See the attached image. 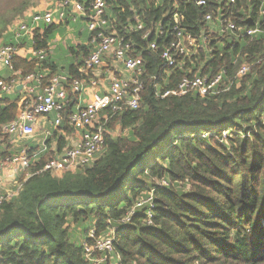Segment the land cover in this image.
<instances>
[{
	"label": "trees",
	"instance_id": "obj_1",
	"mask_svg": "<svg viewBox=\"0 0 264 264\" xmlns=\"http://www.w3.org/2000/svg\"><path fill=\"white\" fill-rule=\"evenodd\" d=\"M176 13L186 33L207 35L211 51L200 48L182 66L165 68L161 51L172 36L144 34L158 23L166 31ZM207 13L213 20L229 18L237 29L229 31L220 21L213 28ZM105 17L107 33L124 35L135 44L128 55L143 57L139 105L107 113L103 147L91 165L56 174L42 169L67 147L63 133L74 129L69 111L79 94L68 91L64 119L52 130L57 149L48 147L33 158L31 177L19 179V194L0 206V264H89L82 242L71 238L72 224L83 226L85 239L93 227L97 234L115 230L107 264H264V59L258 62L264 58V0H208L206 6L187 0H106ZM79 22L69 17L59 24L40 23L31 45L14 35L4 44L47 51L59 26ZM139 22L142 30H130ZM251 27L261 32L247 35ZM86 36L84 44L71 47L79 60L69 64L70 81L82 77L79 70L92 52V33ZM154 40L157 50L150 47ZM244 62L251 70L236 80ZM13 64L21 79L46 71L44 85L58 75L55 62L22 51ZM223 70V90L217 94H156L157 85L174 88L185 76ZM25 105L23 90L8 94L0 88V162L15 151L3 125L17 119ZM161 179L169 186H158ZM151 190L153 224H146L144 209L123 223Z\"/></svg>",
	"mask_w": 264,
	"mask_h": 264
},
{
	"label": "built area",
	"instance_id": "obj_2",
	"mask_svg": "<svg viewBox=\"0 0 264 264\" xmlns=\"http://www.w3.org/2000/svg\"><path fill=\"white\" fill-rule=\"evenodd\" d=\"M197 5L206 6L208 0H187ZM235 3L236 0H228ZM50 10L34 11L25 17L23 21L13 33L16 41L27 36L31 37L35 25L59 24L62 20L69 17L76 21L79 17L85 18L89 31L92 33L93 49L89 57L85 59V64L80 68L79 72L82 77L75 78L70 81L68 75L58 74L54 76L48 84H43L46 71L39 73H30L24 79L19 75L21 71L14 70V58L18 51L30 53L40 58L46 57L45 49L33 50L29 47L18 48L12 44L0 45V71L9 70L10 75L7 78H0V88L8 94L14 93L17 89L23 90L26 97V105L14 121L3 125V133L9 136H19L30 138L35 135L34 123L41 116L54 114L53 125L57 128L61 125L66 108V100L68 91L79 94L80 100L84 91L89 86L95 87L90 101L85 106H78L75 111L69 113V123L76 130L82 131V138L75 144L68 146L66 150L57 158L50 159L42 170H50L56 174H62L64 171H75L80 166L91 165L98 152L101 151L104 143L103 133L108 116L116 111L122 110L128 106L137 108L140 101V93L144 87L143 81L139 75L144 72V60L141 55H128L134 47V42L128 41L124 35H120L117 31L107 33L110 22L105 17L106 0H62L60 4L57 2ZM206 20L212 23L213 15L207 13ZM229 31L237 29L236 24L227 17L214 20ZM181 19L176 13L174 22L165 31L163 25L158 23L155 29H149L144 34V38H148L153 31L157 35L163 36L169 33L172 39L168 45H165L161 51V58L165 68H175L186 63L187 58H192L200 48L210 50L207 45V35L195 37L191 32H185L181 27ZM144 27L142 22L133 26L130 30H142ZM129 29V28H128ZM261 32L259 27L248 28L245 33L250 36H256ZM94 33V35H93ZM131 34V31H130ZM164 45V44H163ZM153 50L159 49L160 45L157 40L150 43ZM264 58L258 60L263 61ZM117 67L122 66L130 77L119 76L116 72H112L109 76V83L103 85V89L96 90L99 86V80L95 78L96 70L104 65ZM252 64L244 62L237 70L235 79L240 80L251 70ZM227 71L223 70L216 75L196 74L194 76H185L174 88H162L157 85L156 94L160 97L167 96H183L191 92H197L201 96L209 94H217L223 89L220 88L223 77ZM156 77V76H155ZM233 84L230 82L229 87ZM227 133V132H226ZM225 133V135H226ZM48 147L43 146L40 152L30 153L23 150L17 154L10 155L0 162V186L5 178V171L8 166H14L24 171L32 166L33 158H37L40 153L47 151ZM31 172H27L25 180L31 177ZM158 186H169L166 179L156 182ZM23 182H19L16 188L0 191V206L11 201L16 197ZM154 191H149L145 197H142L131 209L130 213L122 219L123 223L130 221L131 215L137 209H144L147 217L146 224H153L154 214ZM116 233L111 229L104 234H97L95 227L91 228L88 237L82 241L84 255L89 264H107V255L114 251V243Z\"/></svg>",
	"mask_w": 264,
	"mask_h": 264
},
{
	"label": "rangeland",
	"instance_id": "obj_3",
	"mask_svg": "<svg viewBox=\"0 0 264 264\" xmlns=\"http://www.w3.org/2000/svg\"><path fill=\"white\" fill-rule=\"evenodd\" d=\"M54 2L56 0H0V45H3L6 37H12L13 33L17 30L18 26L25 21V17L31 12L34 11H45V10H54ZM69 25V24H68ZM211 25L213 28H218V24L216 21H212ZM82 31L84 32V36H79L78 33ZM90 31L88 29V25L84 21H80L79 23H71L69 26H59L53 36L50 39V45L48 50L46 51V59H49L55 62L58 66V74H66L69 73V64L73 62H77L78 60L74 56L72 52V46H76L78 43L84 44L87 40L86 34ZM26 42H29L31 45L30 36L25 37ZM29 45V44H27ZM26 48V47H25ZM105 68L99 69L100 71ZM4 76L7 77L10 74L9 70H4ZM97 73V72H96ZM128 74L124 72L123 74ZM126 76V75H124ZM130 77V73L126 76ZM52 131V126L51 129ZM36 136L38 138H43V135L36 130ZM119 131H113L116 135ZM11 139V137L9 138ZM22 144V147L27 145L28 143L35 144L32 139L24 140L19 142ZM15 150H19L20 148L15 147ZM156 151H152L149 155L150 161L153 162V156H151ZM148 184H152L153 181H147ZM146 194L143 196L145 197ZM90 227V223H86V228ZM69 233L71 235L72 240L79 244L84 240V230L83 226L80 224H72L70 226Z\"/></svg>",
	"mask_w": 264,
	"mask_h": 264
},
{
	"label": "crops",
	"instance_id": "obj_4",
	"mask_svg": "<svg viewBox=\"0 0 264 264\" xmlns=\"http://www.w3.org/2000/svg\"><path fill=\"white\" fill-rule=\"evenodd\" d=\"M55 3V2H54ZM78 21H84L86 22V20H81V17L78 18ZM106 67L103 71L99 70ZM96 70L97 73H95V78L98 79L99 81V86L96 88V90H100L103 89V85H107L109 83V76L112 74V72H116V73H120L121 76L124 75H128L129 72H127L122 66L118 65L116 68L110 65H104L103 67L99 68ZM124 72H127L128 74H123ZM4 71H0V76H4ZM63 75H67L63 74ZM118 75V74H117ZM125 77V76H124ZM21 90V88H20ZM95 91V87L89 86V88H87L83 95H82V99L80 100L79 95H77L78 100L77 102H75V104L72 106V110L69 111V113L71 111H75L78 106H85L91 99L92 97V93ZM54 122V114L50 113L47 116H41L38 118V120L34 123V127H35V135L33 137L30 138H23V137H19V136H10L11 139V143L14 145V148H20L19 150H15L13 154H17L23 150H28L30 152H40L41 148L43 146L46 147H50L51 150H56L57 149V138H53L52 137V131L51 126H52V130L55 128L53 125ZM36 130L39 131L42 135L43 138H38L36 136ZM82 131L76 130L75 128L72 130L71 133L66 134L65 132L63 133V135H65L66 137V141L68 142L67 147L71 146L73 144H75L76 142H78L79 140H81L82 138ZM32 139L33 142H36L35 144L33 143H28L27 145H25L24 147H22V144L19 143L21 141L24 140H29ZM50 139V142H49ZM66 147V148H67ZM66 148H64L63 152L66 150ZM62 152V153H63ZM61 153V154H62ZM60 154V155H61ZM59 155V157H60ZM27 175V172L24 171L23 169H19L17 167L14 166H8L6 168L5 171V178L3 180V185L0 186V191L4 192L7 189L10 188H16L17 185L19 184L21 178H23V176L25 177Z\"/></svg>",
	"mask_w": 264,
	"mask_h": 264
}]
</instances>
